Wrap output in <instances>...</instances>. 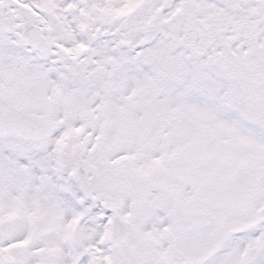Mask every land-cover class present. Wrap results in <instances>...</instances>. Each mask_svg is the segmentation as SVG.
Instances as JSON below:
<instances>
[{"label": "snow or ice", "instance_id": "6c2138e0", "mask_svg": "<svg viewBox=\"0 0 264 264\" xmlns=\"http://www.w3.org/2000/svg\"><path fill=\"white\" fill-rule=\"evenodd\" d=\"M0 264H264V0H0Z\"/></svg>", "mask_w": 264, "mask_h": 264}]
</instances>
